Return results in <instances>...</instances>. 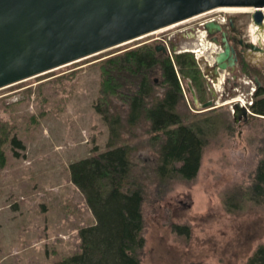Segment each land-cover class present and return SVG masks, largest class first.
Returning <instances> with one entry per match:
<instances>
[{"label": "rangeland", "instance_id": "374dc122", "mask_svg": "<svg viewBox=\"0 0 264 264\" xmlns=\"http://www.w3.org/2000/svg\"><path fill=\"white\" fill-rule=\"evenodd\" d=\"M213 10L0 88V123L7 125L9 137L23 144L14 150L10 138L2 146L0 264H52L80 250L78 231L93 224L94 216L71 182L69 164L107 147L108 126L94 110L100 62L127 48L162 44L163 38L178 46V52L172 53L195 49L193 58L204 79L203 99L213 98V104L221 106L199 112L189 80L180 79L187 106L178 108L217 123L207 125L208 142L193 179L175 181L160 198L154 196L152 185H146L140 264H246L264 245V208L226 212L221 203L227 187L251 183L264 147V116L245 117L241 111L236 121L233 115V99L246 101L254 92L252 74L264 77V27L252 22V11H241L247 18L248 37L263 51L249 49L243 55L253 73H242L237 62L232 72H221L222 81L215 86L218 82L205 64L219 45L206 36L202 46L208 48H203L199 44L203 36L198 35L202 28L191 38L187 35L190 28L199 27L198 22L218 12ZM138 158L151 161L149 147L135 152L133 160ZM174 223L188 224V235L176 233Z\"/></svg>", "mask_w": 264, "mask_h": 264}, {"label": "trees", "instance_id": "16d2710c", "mask_svg": "<svg viewBox=\"0 0 264 264\" xmlns=\"http://www.w3.org/2000/svg\"><path fill=\"white\" fill-rule=\"evenodd\" d=\"M238 65L242 73H253L243 56ZM99 69L94 110L108 126L107 147L69 164L71 182L83 194L95 222L79 229L78 252L60 256L52 264H140L146 185H152L154 196L160 198L175 181L193 179L208 142L207 125L217 123L212 117L179 109L187 106L180 79H188L197 99L204 101V79L190 52L171 57L157 45L142 44L103 58ZM252 80L255 89L248 106L252 114L247 115L264 116V77L252 74ZM9 134L7 125L0 123V165L5 162L2 146L8 139L14 150L23 147ZM147 147L151 161L133 160L135 152ZM261 154L251 183L232 184L221 194L226 212L264 208V147ZM172 229L189 233L186 224L174 223ZM246 264H264V245Z\"/></svg>", "mask_w": 264, "mask_h": 264}, {"label": "water", "instance_id": "95a60500", "mask_svg": "<svg viewBox=\"0 0 264 264\" xmlns=\"http://www.w3.org/2000/svg\"><path fill=\"white\" fill-rule=\"evenodd\" d=\"M263 6L264 0H0V88L216 7ZM251 19L264 27L260 10L251 12ZM219 28L212 21L204 25L208 35ZM212 41L221 48L209 67L216 79L235 68L236 57L225 32ZM157 50L165 48L158 44ZM188 85L195 106L210 109L212 100L198 102ZM234 107L237 121L245 109Z\"/></svg>", "mask_w": 264, "mask_h": 264}, {"label": "flooded vegetation", "instance_id": "af4514ba", "mask_svg": "<svg viewBox=\"0 0 264 264\" xmlns=\"http://www.w3.org/2000/svg\"><path fill=\"white\" fill-rule=\"evenodd\" d=\"M213 11H218V12L213 13L212 15H208V17L206 18L203 17L204 19L201 22H198L199 27L196 28L192 27L193 28L192 31L190 32V34H188L189 38L193 37L194 33L200 31V28L204 29L205 23L212 21L217 23L220 28L216 33L211 35L206 34V36L211 40L213 37H216V39L220 41L222 37V32H225L226 39L234 49V56L236 57L235 65L237 64L239 57L241 55L243 56L244 54H246L247 50L249 49L257 50L247 45V43L252 41L250 37H248V34L246 33L247 18L245 17V15L241 13V11H237V10L227 11V10H216V9H214ZM181 37L187 38L186 35H181ZM253 43L257 44L256 41Z\"/></svg>", "mask_w": 264, "mask_h": 264}, {"label": "bare ground", "instance_id": "6f19581e", "mask_svg": "<svg viewBox=\"0 0 264 264\" xmlns=\"http://www.w3.org/2000/svg\"><path fill=\"white\" fill-rule=\"evenodd\" d=\"M215 9V8H214ZM211 10H213V9H211ZM216 10H227V11H234V10H237V11H255V10H260L261 12L262 11H264V6L263 7H216ZM208 11H210V10H208ZM207 12V11H206ZM263 13V12H262ZM201 15V14H200ZM264 15V14H263ZM195 16V15H194ZM193 17V16H192ZM195 17H197V16H195ZM194 17V18H195ZM190 18V17H189ZM188 19V18H187ZM187 19H184V20H181V21H178V22H175V23H172V24H170V25H167V26H165L164 28L162 27V28H159V29H157V30H154L153 32H159L158 30H160L161 29V31L162 30H165L166 28H169V27H172V26H175V25H179V24H181V23H183V22H185V21H188ZM191 19V18H190ZM189 19V20H190ZM193 19V18H192ZM255 25H257V24H255ZM260 27V26H259ZM260 28H263V27H260ZM201 31V30H200ZM251 31H252V33L254 34V31H255V27H252L251 28ZM152 32V33H153ZM205 34H207L206 32H205V30L204 29H202V32L200 33V34H198L199 36H203V38L202 39H199L200 41V45L202 46V44H203V41H204V37H206V35ZM198 36V37H199ZM169 40V39H168ZM170 41V40H169ZM251 43H253V42H251ZM203 48H205V49H207L208 48V45L207 44H204L203 46H202ZM200 49H202V48H200ZM200 49H197V50H200ZM221 49V48H220ZM185 50H187V52H191L192 54L193 53H195V49H185ZM259 51V50H258ZM180 53V52H179ZM216 53V52H215ZM215 55V54H214ZM214 58V57H213ZM212 62H213V59H209V61L208 62H206V64H205V68H207V70H209V67L212 65ZM236 66V65H235ZM235 69V68H234ZM233 69V70H234ZM232 70V71H233ZM223 71H228V72H230L229 70H223ZM231 71V72H232ZM222 72V71H221ZM209 73H211L210 72V70H209ZM222 73H220L219 74V76L218 77H216V79L215 80H217V82L218 83H215V86H216V84H219V83H221V81H222V76H220ZM210 76L212 77V73L210 74ZM214 80V79H213ZM188 84H190V82H188ZM191 85V84H190ZM209 85V84H208ZM189 86V85H188ZM209 88V87H208ZM195 93V92H194ZM252 95V94H251ZM208 100H212V105L209 107L210 109H213V108H216V107H218V106H221V105H214L213 103H214V100H213V98L212 99H208ZM233 100H235L234 101V104L235 103H237V104H239V106L240 107H242V108H244L245 109V115H243V116H246L248 113H250V114H252L251 112H250V110H249V105L251 104V102H252V100H251V97L249 98V100H246V101H242V100H237V98L235 99H233ZM232 100V101H233ZM207 101V100H206ZM203 102H205V101H203ZM202 103V102H201ZM207 110H209V109H207ZM202 111H205V110H202ZM199 112H201L200 110H199ZM235 113V112H234ZM234 113H233V115H234ZM254 115V114H253Z\"/></svg>", "mask_w": 264, "mask_h": 264}, {"label": "built area", "instance_id": "2783aa9c", "mask_svg": "<svg viewBox=\"0 0 264 264\" xmlns=\"http://www.w3.org/2000/svg\"><path fill=\"white\" fill-rule=\"evenodd\" d=\"M161 43L164 45L166 51L170 54V56L172 55V52H178L176 49H172V44L168 39H161Z\"/></svg>", "mask_w": 264, "mask_h": 264}, {"label": "crops", "instance_id": "0c3cea01", "mask_svg": "<svg viewBox=\"0 0 264 264\" xmlns=\"http://www.w3.org/2000/svg\"><path fill=\"white\" fill-rule=\"evenodd\" d=\"M89 208V207H88ZM94 222H95V219H94ZM177 224H179V223H177ZM186 225H188V224H186ZM189 226V225H188Z\"/></svg>", "mask_w": 264, "mask_h": 264}]
</instances>
